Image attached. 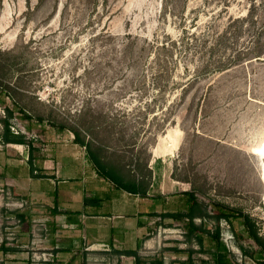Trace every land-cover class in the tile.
Returning <instances> with one entry per match:
<instances>
[{"label":"rangeland","instance_id":"rangeland-1","mask_svg":"<svg viewBox=\"0 0 264 264\" xmlns=\"http://www.w3.org/2000/svg\"><path fill=\"white\" fill-rule=\"evenodd\" d=\"M7 111L43 155H68L73 131L98 139L170 213L193 195L201 243L187 219L152 218L146 262L214 264L216 206L248 215L264 242V0H0V264H60L5 181L23 154L2 142ZM169 138L171 157H153ZM219 229L232 263L263 264L240 217ZM100 249L82 264H134Z\"/></svg>","mask_w":264,"mask_h":264},{"label":"crops","instance_id":"crops-1","mask_svg":"<svg viewBox=\"0 0 264 264\" xmlns=\"http://www.w3.org/2000/svg\"><path fill=\"white\" fill-rule=\"evenodd\" d=\"M18 146L25 154L23 144ZM26 151L27 157L22 154L14 166L4 165L5 181H13L12 190L24 203L20 221L44 228L52 256L60 264H82L103 247L120 257L138 253L149 246L152 218L160 220L158 215L170 213L163 198L152 197L149 188L145 194H132L104 178L80 143L74 141L69 154L62 156L34 150L31 163Z\"/></svg>","mask_w":264,"mask_h":264},{"label":"trees","instance_id":"trees-1","mask_svg":"<svg viewBox=\"0 0 264 264\" xmlns=\"http://www.w3.org/2000/svg\"><path fill=\"white\" fill-rule=\"evenodd\" d=\"M8 112V117L6 120L3 121L4 124V131L3 135L1 136L2 142L4 144H23L27 145L28 151H29V163H31V155L32 152L35 150L32 147V142H25L23 140V137H17L13 135L9 130V123L8 120L12 117V113ZM74 139L76 143H80L82 146L85 147L87 151V156L91 163L94 165V167L98 170V172L104 177L109 179L117 188H120L122 190H125L132 194L137 193H146V190L148 188L147 184L143 183L142 181H138L135 177V175L125 177L120 171L121 167L117 166L116 164L112 163L111 161L107 160V150L106 147L101 145L98 139H86V137L82 136V139L79 138L78 133L73 131ZM114 155V153L112 154ZM142 180V179H141ZM199 204L195 201L192 194L187 195V199L184 204V210L185 213H161L158 215L161 219L163 218H171L174 220H182L187 219V234L189 237L193 236L194 231L199 232L198 241L201 243L202 241V235L205 234L201 227H196L193 219L197 216L196 211L199 208ZM216 214L213 216L214 220L216 221V228L214 232V243L217 248V254L214 260V264H235L230 261V259L226 258V256L221 253L220 251V229H219V222L221 220H225L229 223L232 222V218L240 217L242 220V224L244 225L246 229V235L249 239L253 240L256 245H258L262 251V254L264 256V242L261 239V237L258 235L257 230L254 226V223L252 222V219L248 215H242L235 213L234 211H228L224 208H220L218 206L215 207ZM152 216H156L152 214ZM204 218L209 217L208 215H203ZM198 236V233H197ZM2 251H11L7 248H5L4 244H1ZM190 251L189 253H191ZM125 256H130L134 259V264H164L162 259H151V261L146 262V260L139 257L137 252L131 251V252H125L121 253ZM171 264H174L171 263ZM184 264H209L205 261H201L199 263H196L193 259H191L190 255H188L187 260ZM264 264V261H263Z\"/></svg>","mask_w":264,"mask_h":264},{"label":"bare ground","instance_id":"bare-ground-1","mask_svg":"<svg viewBox=\"0 0 264 264\" xmlns=\"http://www.w3.org/2000/svg\"><path fill=\"white\" fill-rule=\"evenodd\" d=\"M169 139L170 140L168 141L170 142V144L168 145V147H166L167 145H164L163 140L159 142V145L153 150V157L155 158L156 157H166V156L172 155L173 151L177 147V143L175 140H172V138H169ZM262 181L264 182V173H263Z\"/></svg>","mask_w":264,"mask_h":264}]
</instances>
